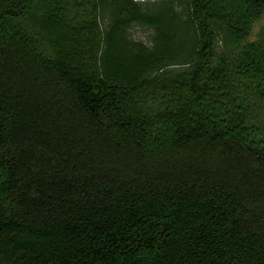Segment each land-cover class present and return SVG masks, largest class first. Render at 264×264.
<instances>
[{
    "label": "trees",
    "instance_id": "16d2710c",
    "mask_svg": "<svg viewBox=\"0 0 264 264\" xmlns=\"http://www.w3.org/2000/svg\"><path fill=\"white\" fill-rule=\"evenodd\" d=\"M0 264H264V0H0Z\"/></svg>",
    "mask_w": 264,
    "mask_h": 264
},
{
    "label": "rangeland",
    "instance_id": "374dc122",
    "mask_svg": "<svg viewBox=\"0 0 264 264\" xmlns=\"http://www.w3.org/2000/svg\"><path fill=\"white\" fill-rule=\"evenodd\" d=\"M131 35L135 40L144 42L147 45L152 43L153 31L148 28L135 27L131 30Z\"/></svg>",
    "mask_w": 264,
    "mask_h": 264
}]
</instances>
